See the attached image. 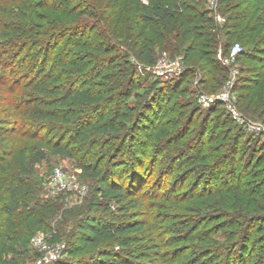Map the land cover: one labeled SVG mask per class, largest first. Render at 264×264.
Instances as JSON below:
<instances>
[{"label":"trees","instance_id":"trees-1","mask_svg":"<svg viewBox=\"0 0 264 264\" xmlns=\"http://www.w3.org/2000/svg\"><path fill=\"white\" fill-rule=\"evenodd\" d=\"M217 11L223 22L208 0H0V264L60 210L34 179L50 156L92 181L54 264H264V142L194 96L223 89L219 51L240 42L237 104L264 123V0ZM165 51L185 71L144 86L140 66Z\"/></svg>","mask_w":264,"mask_h":264},{"label":"built area","instance_id":"built-area-1","mask_svg":"<svg viewBox=\"0 0 264 264\" xmlns=\"http://www.w3.org/2000/svg\"><path fill=\"white\" fill-rule=\"evenodd\" d=\"M209 5L216 12L217 20L223 22L224 17L218 13L217 8L219 5V0H208ZM242 45L240 42H235L228 54H224L223 50L219 51V59L222 63L229 69V79L224 85L223 89L215 93H207L203 90L199 91L197 95L198 102L203 107H210L212 104L221 101L225 104L227 110L232 115L235 121H238L246 127L247 130L251 132L264 134V123L253 120L245 116L239 109L236 98L234 96V86L237 82V76L239 74V68L237 65V58L242 51ZM149 70L153 71L158 76H162L165 79H171L183 74L186 69L182 56L172 57L168 52H163L157 63L153 66L147 67ZM198 82V80H197ZM49 184L55 193L69 192L74 194L77 198L84 197L88 188L83 186L79 181V178L75 174H71L68 169L63 166H56L50 176ZM49 239L43 234H36L32 238V245H35L41 249H50ZM54 246V245H53ZM58 247H66L65 243L57 244ZM54 246V247H57ZM63 250L62 253H63ZM61 256L56 255L55 258L58 259ZM48 256L44 255L38 259L37 264H46L48 262Z\"/></svg>","mask_w":264,"mask_h":264},{"label":"rangeland","instance_id":"rangeland-1","mask_svg":"<svg viewBox=\"0 0 264 264\" xmlns=\"http://www.w3.org/2000/svg\"><path fill=\"white\" fill-rule=\"evenodd\" d=\"M139 72H140V76L142 77L141 80L144 82V86L150 85L154 80H160L161 82L167 81V79L163 78L162 76H158L153 71L149 70L148 68H144L142 66H140ZM237 77H239V74ZM237 82H238V78H237ZM197 84L198 82L197 80H195V87ZM198 90L201 91L202 89H198ZM199 91L196 92L194 96L197 97ZM233 91L237 103L238 92L235 91V86ZM192 95H193L192 92H190L188 96H192ZM199 105L202 108H206L203 107L200 103ZM250 119L262 122L254 118H250ZM236 122L239 123L238 121ZM247 132L249 134V137L251 136L252 142H255L256 139H259L261 143L264 142V134L254 133L251 132L250 130H247ZM56 166H63L66 169H68L71 174H75L79 178L81 184L88 188L87 194L84 197L77 198L74 194L61 195L55 193L52 190L49 181H50V176L53 172L52 170ZM34 179L35 180L39 179L38 187L42 189L40 198L45 201L46 200L58 201L60 210L55 216H53L50 219L49 222L51 228L50 229L47 228V230L40 231L37 233V234H43L49 239L48 243L50 244L49 245L50 249L44 250L35 245H32L31 249H29V252L16 256L14 260H16L15 264H37L38 259L46 255L49 258L46 264H54L55 261L57 260L55 256L56 255L62 256L61 250H63V248L58 247L57 244L64 242V241L63 242L58 241L56 239V234L58 233L59 230L62 231L68 230L70 225L76 220V216L79 208L86 206V204L88 203L89 196L91 195L92 181L90 177L83 172L82 168L79 166L77 161L64 156H50L47 160L37 163L34 168ZM62 240H66V239L63 238ZM53 245L57 247H54Z\"/></svg>","mask_w":264,"mask_h":264}]
</instances>
